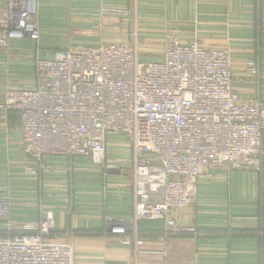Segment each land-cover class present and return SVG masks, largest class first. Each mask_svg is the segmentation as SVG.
<instances>
[{
	"label": "built area",
	"instance_id": "1",
	"mask_svg": "<svg viewBox=\"0 0 264 264\" xmlns=\"http://www.w3.org/2000/svg\"><path fill=\"white\" fill-rule=\"evenodd\" d=\"M37 16L38 0H0V53L13 40L38 38ZM127 35L37 58L35 87L6 84L0 93V122L8 128L10 113L19 112L26 169L34 175L48 167L46 156L103 164L109 136L122 133L132 147L135 203L130 222L107 218L118 242L137 243V224L145 220L163 219L164 237L198 235L179 213L192 203L201 175L214 167L264 175V101L234 87L246 77L257 83L260 65L247 61L236 78L228 49L208 50L173 33L159 60L142 61L137 31ZM1 194L0 264H74L73 245L57 239L52 211L18 228L7 218L8 190Z\"/></svg>",
	"mask_w": 264,
	"mask_h": 264
},
{
	"label": "crops",
	"instance_id": "2",
	"mask_svg": "<svg viewBox=\"0 0 264 264\" xmlns=\"http://www.w3.org/2000/svg\"><path fill=\"white\" fill-rule=\"evenodd\" d=\"M126 22L142 40L145 61L161 58L168 33L181 42L198 39L208 50L228 49L236 78L247 61L257 60L258 82L246 77L234 87L243 97L264 101V0H38L39 39L13 40L0 53V93L6 84L35 87L37 58L128 39ZM21 140L13 112L8 128L0 122V195L8 190V221L23 228L36 225L43 209L52 211L57 239L73 245L74 264H264L263 174L212 168L199 177L192 203L179 213L198 235L164 237L160 219L139 222L138 242L125 245L107 220L133 217L132 147L125 136H109L103 164L46 156L48 167L38 175L26 169ZM4 231L0 218V235Z\"/></svg>",
	"mask_w": 264,
	"mask_h": 264
},
{
	"label": "rangeland",
	"instance_id": "3",
	"mask_svg": "<svg viewBox=\"0 0 264 264\" xmlns=\"http://www.w3.org/2000/svg\"><path fill=\"white\" fill-rule=\"evenodd\" d=\"M131 33V32H130ZM128 36V35H127ZM128 38L129 39H131V37H129L128 36ZM138 38H139V40H140V44H142V40L140 39V37L138 36ZM38 39H39V36H38V38H36V39H33V40H35V41H38ZM165 39H166V35H165ZM139 53H140V55H141V58H142V61H145V60H147V59H149V58H147L148 56L146 55H144L141 51H140V49H139ZM143 54V55H142ZM113 134H119V133H113ZM120 134H122V133H120ZM108 145V144H107ZM107 151H108V147H107V150H106V153H105V156H107ZM225 169V168H224Z\"/></svg>",
	"mask_w": 264,
	"mask_h": 264
},
{
	"label": "trees",
	"instance_id": "4",
	"mask_svg": "<svg viewBox=\"0 0 264 264\" xmlns=\"http://www.w3.org/2000/svg\"><path fill=\"white\" fill-rule=\"evenodd\" d=\"M13 112H16V113H18V115H19V119H20V114H19V112L18 111H12L11 113H13ZM11 113H10V115H11ZM162 220V219H161ZM149 220H145V221H141V222H148Z\"/></svg>",
	"mask_w": 264,
	"mask_h": 264
}]
</instances>
